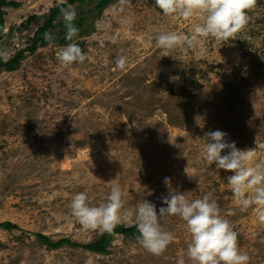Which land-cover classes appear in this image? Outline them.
Instances as JSON below:
<instances>
[{"label": "rangeland", "instance_id": "374dc122", "mask_svg": "<svg viewBox=\"0 0 264 264\" xmlns=\"http://www.w3.org/2000/svg\"><path fill=\"white\" fill-rule=\"evenodd\" d=\"M9 1L19 8L4 9V33L13 32L5 60L33 35L20 30L22 22L66 2ZM117 2L98 18L87 16L93 22L81 40L88 56L83 64L62 67L57 53L65 46L52 44L26 57L16 72L0 71V224L18 227L0 230V264H178L181 258L191 264V236L177 217L161 221L173 241L159 256L125 234L115 236L104 255L41 244L37 235L53 243L96 242L100 232L84 229L70 204L85 193L90 206H99L115 185L122 189V216L143 200L159 215L166 207L161 197L170 191L190 201L211 193L249 264H264V223L255 206L236 207L227 185L234 173L202 159L206 133L219 130L237 149H254V164L264 162V6L248 12L249 23L234 40L209 38L163 56L155 37L191 36L199 18L165 17L155 0H130L123 11ZM121 55L123 71L115 64ZM184 91L192 93L191 102ZM120 225L136 227L134 215Z\"/></svg>", "mask_w": 264, "mask_h": 264}, {"label": "clouds", "instance_id": "9594fccd", "mask_svg": "<svg viewBox=\"0 0 264 264\" xmlns=\"http://www.w3.org/2000/svg\"><path fill=\"white\" fill-rule=\"evenodd\" d=\"M119 3L123 11L130 0H119ZM155 4L165 17L182 18L185 21L198 17L200 21L193 26L191 36L163 32L155 37V47L162 51L163 56H169L177 48L192 47L194 42L203 44L209 38L216 44L234 40L249 23L248 12L256 7L257 0H155ZM60 11L66 29L65 38L73 41L79 33L74 25L76 10L69 5ZM91 30L92 26L85 33L88 35ZM31 32L34 33L35 29H31ZM85 38L87 36L76 38L74 43L59 50L57 60L62 67L83 64L88 59L87 54L76 44ZM44 39L50 41L53 36L46 33ZM115 64L123 71L126 69L127 58L121 55ZM226 136L227 133L219 130L206 133L203 162L208 166L215 164L217 169L234 173L227 178L234 205L241 211L255 206L259 221L264 223V162L254 164L255 150H239L235 142L229 143L225 139ZM225 150L227 154L222 155ZM164 183L169 185L170 178L166 177ZM88 200L85 193H77L70 204L72 216L86 230H98L100 234L112 233L117 225L131 220L134 215L139 232L138 242L145 250L159 256L173 241L172 234L162 228L161 221L177 217L185 222L191 236L187 247L191 264H249V256L239 250L238 234L232 229L230 222L221 216L220 207L212 199L211 193L190 201L185 193L170 191L169 195L161 197L166 207H160L159 215L155 204L143 200L135 206L134 213L124 212L122 216L124 202L119 185L111 188L106 203L90 206ZM227 214L234 213L229 210ZM178 264H185L184 259L181 258Z\"/></svg>", "mask_w": 264, "mask_h": 264}, {"label": "trees", "instance_id": "16d2710c", "mask_svg": "<svg viewBox=\"0 0 264 264\" xmlns=\"http://www.w3.org/2000/svg\"><path fill=\"white\" fill-rule=\"evenodd\" d=\"M118 0H66L64 4L56 5L52 9L48 10L47 13L36 16L31 15L29 16L24 22L20 24V30L30 32L31 29H35L32 37H28L26 42V47L22 49H18L9 59H3L2 54L4 52V48L8 45L13 44V32L11 30L8 34L4 33V9L12 8L18 9L19 4L9 0H0V71L5 73H13L16 72L19 67L21 66L22 61L26 57L33 56L37 50L47 47L51 44L58 43L62 46H67L69 43H73L76 38H83L88 36L85 33V30L89 28L93 19H89L87 16L96 15L95 18L101 16V12L107 9L111 4ZM119 3V2H117ZM72 6L73 8H77L76 13L80 14L81 17L78 20L74 21L75 27L79 29L78 36L73 39V41L66 40V29L64 26L63 18L61 15V8H66L68 6ZM84 6V9H80ZM155 8L156 4L153 5ZM264 4H256L257 8H263ZM159 9V8H157ZM160 10V9H159ZM62 18V19H61ZM93 18V17H92ZM61 19V23L57 24V21ZM61 29V32H56L57 29ZM46 33H51L53 39L48 41L44 39ZM22 34V32L20 33ZM76 44L82 49L85 53L84 49V42H77ZM192 84H196L194 79L192 80ZM183 96H186L187 100L191 102L192 100V93H187L186 91L183 92ZM128 228V227H127ZM125 228L122 225L116 226L112 233H103L98 235V240L92 244L88 245H78L73 244L69 240H60L57 243H53L43 235H37L38 240L41 244L47 246L49 250H57L63 246H69L71 248H80L84 251H88L95 255H104L108 253V248L110 247L114 237L117 235L125 234L127 237H132L138 239L139 232L136 227ZM0 230H4L6 232L10 231H17L18 227L10 222H5L0 224Z\"/></svg>", "mask_w": 264, "mask_h": 264}]
</instances>
